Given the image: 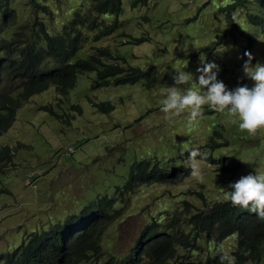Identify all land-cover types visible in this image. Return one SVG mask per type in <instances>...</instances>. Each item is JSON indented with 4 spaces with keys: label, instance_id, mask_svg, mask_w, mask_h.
Listing matches in <instances>:
<instances>
[{
    "label": "rangeland",
    "instance_id": "374dc122",
    "mask_svg": "<svg viewBox=\"0 0 264 264\" xmlns=\"http://www.w3.org/2000/svg\"><path fill=\"white\" fill-rule=\"evenodd\" d=\"M12 1L16 19L9 25V33L34 16L28 0ZM38 1L51 8V14L37 15L42 17L49 33L59 31L71 10L85 2ZM227 1L148 0L144 5L131 7L129 0H121L122 9L111 32L95 41L90 40L89 33L73 58L85 56L91 45H107L113 55L122 56L126 64L145 70V75L134 83L91 86L94 71L78 73L74 86L66 94L57 95L49 84L16 108L14 120L0 134V145L20 143L11 162L0 172V251L13 248L26 231L62 223L67 215L77 214L96 195H111L135 159L148 158L164 169L179 163L187 167V154L181 155V150L204 144L214 129L220 133L217 142L221 144L212 150L217 158L212 162L197 158L203 182L195 181L189 173L181 180L176 177L174 182L141 183L132 192L116 197L109 211L119 209V212L101 237L104 255L126 254L150 216L164 221L169 212L183 205L182 198L188 199L193 208H205L202 199L192 194L180 196V191L198 188L210 203L223 199L229 184L240 176L264 173V131L248 136L230 123L227 113L208 108L193 128L187 126V114L169 124L160 111L162 93L173 85V76L184 71L192 74L195 81L200 75L196 69L202 66L201 61L225 66L221 61L226 59L224 51L247 40L246 34H240L241 30L254 36L250 50L256 56L254 60L264 58V8L257 0H245L244 4L231 8L235 33L222 34L228 23L225 26L219 6ZM248 12L261 15L262 24L248 20ZM103 17L106 22L114 19L109 14ZM142 35L146 37L143 41L126 42ZM216 40L218 43H211ZM206 46L207 56L203 49ZM217 78L229 89L234 88L228 75ZM107 100L113 104L107 112L97 110L92 104ZM47 103L52 104L59 116L39 108ZM71 103L78 104L81 112L71 109ZM212 136L216 137L214 133ZM231 160L239 162L236 172L218 169ZM197 241L201 251L222 246L231 253L233 248L232 236L216 240L215 236L201 235ZM181 252L187 250L173 252L169 263L182 256Z\"/></svg>",
    "mask_w": 264,
    "mask_h": 264
},
{
    "label": "trees",
    "instance_id": "16d2710c",
    "mask_svg": "<svg viewBox=\"0 0 264 264\" xmlns=\"http://www.w3.org/2000/svg\"><path fill=\"white\" fill-rule=\"evenodd\" d=\"M8 1L0 0V11L3 14V17H0V50L3 52V56L0 57V133L14 120L15 110L22 102L49 84L55 87L58 94H66L68 89L74 86L76 75L81 72L94 71L91 86L134 83L145 75V70L126 64L122 56L113 55L106 46L94 47L85 56L73 58L86 41L89 30H97L92 40L111 30L112 25L103 24L104 19L102 17V20L99 19V15L110 13L117 16L120 12L119 0H86L61 24L59 31L54 33L46 30L41 17L37 18L39 12H49L48 7L44 2L39 4L32 1L34 5L31 4L34 11L32 20L18 24L12 34L6 36V26L11 24L15 17L13 8L7 7ZM238 1L240 3L243 0H234L232 3L222 5L226 8L228 25L232 27L234 23H231L230 9ZM260 2L259 4L264 7V0ZM224 7L221 9H225ZM248 18L254 22H261V18L253 14H248ZM251 40L248 37V42ZM14 81L17 83L13 84ZM16 86H19L18 91L15 94L11 93ZM92 104L103 112L113 108V104L108 100L92 101ZM70 106L77 112L81 111L78 104ZM40 108L55 114L49 105H40ZM213 131L219 138V131ZM208 138L210 141L203 145L210 153L221 143H217L212 135ZM14 148L8 144L0 145V171L6 163L11 162ZM215 159L210 153L208 160ZM238 167L239 162L231 160L218 169L227 168L234 173ZM176 168L165 170L147 158L136 160L131 164L122 185L115 186V192L123 196L132 191L138 183L167 180ZM178 168L183 172L189 170L181 165ZM115 197L106 194L94 197L87 203L82 211L84 216L76 224L60 228L53 238L60 255L57 264L70 262L75 248L87 234L95 231L103 219L109 221L118 214L119 209L109 211ZM221 201L222 199L216 200L205 209L196 208L193 211L190 205H186L185 211L173 210L164 221H161L162 223L157 218H152L140 229L136 241L148 240L149 245L151 247L153 245L150 249L156 256L153 264H167V259L172 256L176 245L193 250L194 247L200 248L197 240L201 235L215 236L218 239L234 235L235 248L230 254L236 258V264H264V219L254 218L245 214L242 208ZM32 239L33 237L29 236L28 245ZM29 249L33 256L24 253L21 260L12 264H44L42 254L30 246ZM135 261L128 256L121 261H105L103 264H133ZM193 262L219 264V256L212 252L211 255L193 259Z\"/></svg>",
    "mask_w": 264,
    "mask_h": 264
},
{
    "label": "clouds",
    "instance_id": "9594fccd",
    "mask_svg": "<svg viewBox=\"0 0 264 264\" xmlns=\"http://www.w3.org/2000/svg\"><path fill=\"white\" fill-rule=\"evenodd\" d=\"M10 1L12 0H9L8 3L6 2L4 3L8 4L7 7L14 8L11 5L13 1L12 2ZM32 1H36L37 3L42 4V2H39L38 0H28V2H30V4L33 5ZM119 1H120V12H121V9H122L121 0ZM147 1L148 0H129V5L131 7H135L138 5H144L146 4ZM233 1L234 0H228L227 2L232 3ZM257 1L258 3H261L260 0H257ZM244 2L245 0H243L240 3L238 1L235 3L233 7L239 6L241 3L244 4ZM45 5L48 7L49 12H44V14L45 15L51 14L52 12L51 8L48 6V4L45 3ZM79 6L80 5L74 7L71 10V14ZM220 6H219V10H222L221 8L224 6L222 7ZM225 11H226V8L223 9L221 12L225 16V26H226V23L228 22L226 20ZM104 14L112 15L114 16V19L111 22L106 23L103 17ZM104 14L102 15L100 14L99 19H101L102 17L105 21L104 22L101 19L102 23L105 25L111 24L112 25L111 30H112L114 24L117 21L116 17L118 15L116 16L110 13H104ZM248 14H253L255 15V17L259 16L261 18V22L252 21V19L248 18ZM70 16L68 18H70ZM0 17H3L2 11H0ZM246 17L248 20L252 21L256 25L262 24L263 19L261 15L248 12L246 14ZM15 19H16V13H15V17L13 18V21ZM64 21H62L61 24ZM232 22L234 23L233 27L227 25L223 29L222 34L233 35L235 33L236 24L234 20H231V23ZM9 25L10 24H7L6 26V36H10L12 32L15 30L14 29L11 33H9L8 32ZM111 30L103 35H100L95 40L99 39L102 36L108 35L111 32ZM96 31L97 30L95 31L89 30V32L87 33L86 41L89 36V33H91L90 40L95 41V40H92L91 38L93 37ZM240 34H246L247 40L246 42L241 43L240 45H236V46L231 45L229 46L230 49L228 51H224V52H227L225 53L226 59H221V61L223 62L225 66L219 67V65H217L214 62L201 61L202 66L196 69V71L200 73V75L195 81L193 80L192 74L186 73L184 71L178 72L175 76H173V85L169 86L162 93L163 99L160 101V111L164 114V119L167 123L171 124L176 117H179L183 114H187V121H186L187 126L189 128H193L198 123L199 119L202 117L203 110L205 108H208L217 113H221V114L227 113L231 117L230 123L233 125H236L238 128V131H240L241 133H246L248 136L254 137L256 136L258 132L264 131V58L257 57L258 59H261V60L255 61L254 59H256V56H254L250 52L252 44L254 42V36L251 33H245L243 30L240 31ZM124 37L126 39V36ZM248 37L252 39L251 42H248ZM145 39L146 37L142 35L139 37H132V39L130 40L127 39L126 42L127 41L140 42ZM86 41L84 43H86ZM211 43L216 44L218 43V40L212 41ZM105 46L108 47L107 45ZM238 46L239 48L237 49ZM94 47H97V46L91 45V48L88 50V52L92 51ZM207 48L208 46L203 48L206 54L205 56H207V53L209 52ZM0 52L2 51L0 50ZM1 56H3V52L2 54H0V57ZM204 59L206 58L204 57ZM240 63L243 64L242 68H239ZM223 75H228V81L233 84L234 88L229 89L222 80H219L217 78V76H223ZM16 83L17 81L13 82V84H16ZM193 83L195 84V86H193ZM18 87L19 86L14 87L12 89L14 91H12L11 93L15 94L18 91ZM57 95H64V94L57 93ZM41 105H44V104H41ZM46 105H49L54 110L51 103H47ZM39 108H40V105H39ZM70 108L74 109L77 112L75 108H72L71 106ZM54 112H55L54 115L59 116V114L55 110ZM214 130H217V129H214ZM212 133H214V131H212L208 135V137L212 135ZM214 136L217 137V135L215 134ZM216 137H215V140L217 142L218 137L217 138ZM208 141H210L209 138H208ZM208 141H205V142H208ZM217 143H220V142H217ZM19 145L20 144L16 143L14 146H11V147L16 148ZM14 149L12 153H14ZM205 149L206 148L203 144L199 146H194L193 148H188V149L183 148L180 154L181 155H183L184 153L187 154L185 166H187L189 170L187 172H183L180 168H178L179 165L183 166L181 163L172 165L170 166L169 169L165 168V170H171L172 168L177 167L173 171L172 176L167 180L157 181V182H174L176 177L179 180H181L182 178H185L186 176H188L189 173L195 181L203 182V172L197 161V158H199L201 161L208 160L210 153L212 155V151L209 153V151ZM212 156L215 157L214 155ZM140 159H143V158H140ZM136 160H139V159H135L130 163L125 178L128 176V172H129L131 164ZM150 161L153 162L152 160ZM242 162H246V161H242ZM125 178L120 184L115 185V186H121ZM143 183H147V182H143ZM150 183H154V182H150ZM139 184L141 183L136 184L134 188ZM115 186H114L112 194L108 196H113V195H115L116 197L119 196V194L115 192ZM181 194H192V195H195V197L202 199L205 204V208L210 203L216 201V200H213L212 202L207 203V200H205L202 191L198 188L194 190L187 189V190L180 191L179 195L181 196ZM97 196H100V195H96L95 197ZM116 197H115V200H116ZM221 202H229L234 207L242 208L245 214H248L254 218L258 217L260 219H264V173H249L247 175L240 176L238 180L233 181L232 183L229 184V186L227 187V191H225L223 194V199ZM87 203L84 204L80 208L77 214L67 215V217L63 220L62 223L54 222V223H50V226L48 228H42L40 230L32 229V230L24 232V234L21 237L20 242L16 244L13 248H11L10 250L0 251V264H12V262H18L19 260L22 259L24 253H29L32 255L29 249V246L31 249L38 251L42 254V259H43L44 264H45V258H46L47 264H57L60 261V255L53 243L54 235L58 233L60 231V228H62L63 226H66L68 224H76L80 220V218L84 216L82 211L88 205ZM180 203H182L183 205L180 208H176L173 210L185 211V209H187L186 205H190V209L192 211L196 209L192 207L191 203L186 198L180 199ZM205 208H197V209H205ZM171 212H169L168 215ZM162 216H164V212ZM152 218H157L158 221H160L159 217L150 216V220L148 219L143 224V226L146 223H149L152 220ZM111 221L112 219L109 221H106V219H103L102 222L99 224V226L96 228V230L87 234L85 239L82 242H80V244L75 248L71 261L67 263H62V264H103L105 261H108V262L109 261H121L128 256H131L133 260L134 259L136 260L133 264H139V263L153 264L154 259L156 258L155 254L150 251L153 245L151 247L149 245L148 240L139 239V241H136L138 235L134 239L133 243L130 245L128 252L124 254L123 256L118 257V256H115L113 253H108L104 255L102 247H101V237L108 223ZM29 236H32L33 239L28 245ZM229 236H232V239H233V248L231 249V252H232V250L235 248L234 235H227L221 239H226ZM221 239L216 238V240H221ZM182 249L187 250V253L181 252L182 256L171 260L170 263H169V260H170V257H169L167 259V264H181L182 261H185V264H194L193 258L195 257V254L197 255L194 259L198 257L206 256V255H211L212 252H214L215 255L219 256V264H236V258L233 255H231L230 252L222 246H216L214 250H207V251H201L199 250L200 248H195V247L193 248V250H190L189 247H185V246L180 247L178 245L174 246V252L182 250Z\"/></svg>",
    "mask_w": 264,
    "mask_h": 264
}]
</instances>
